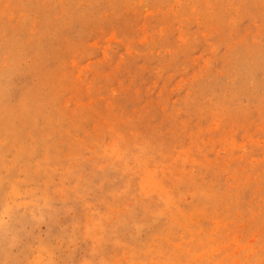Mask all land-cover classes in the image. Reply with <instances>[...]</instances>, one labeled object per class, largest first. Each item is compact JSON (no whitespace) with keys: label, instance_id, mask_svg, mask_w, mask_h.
Masks as SVG:
<instances>
[{"label":"rangeland","instance_id":"1","mask_svg":"<svg viewBox=\"0 0 264 264\" xmlns=\"http://www.w3.org/2000/svg\"><path fill=\"white\" fill-rule=\"evenodd\" d=\"M0 264H264V0H0Z\"/></svg>","mask_w":264,"mask_h":264}]
</instances>
